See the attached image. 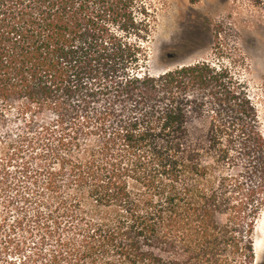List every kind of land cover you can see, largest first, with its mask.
Segmentation results:
<instances>
[{
  "label": "trees",
  "instance_id": "16d2710c",
  "mask_svg": "<svg viewBox=\"0 0 264 264\" xmlns=\"http://www.w3.org/2000/svg\"><path fill=\"white\" fill-rule=\"evenodd\" d=\"M146 1L0 0V264H257L248 85L151 73Z\"/></svg>",
  "mask_w": 264,
  "mask_h": 264
},
{
  "label": "rangeland",
  "instance_id": "374dc122",
  "mask_svg": "<svg viewBox=\"0 0 264 264\" xmlns=\"http://www.w3.org/2000/svg\"><path fill=\"white\" fill-rule=\"evenodd\" d=\"M154 17L148 70L159 74L207 62L243 80L264 136V9L248 0H147ZM264 211L258 219L257 264H264ZM262 224V225H261ZM263 226V227H262ZM259 253V254H258Z\"/></svg>",
  "mask_w": 264,
  "mask_h": 264
},
{
  "label": "bare ground",
  "instance_id": "6f19581e",
  "mask_svg": "<svg viewBox=\"0 0 264 264\" xmlns=\"http://www.w3.org/2000/svg\"><path fill=\"white\" fill-rule=\"evenodd\" d=\"M264 224V223H263ZM262 225V224H261ZM263 227V226H262ZM263 235H264V228H263ZM261 248H262V244H261V242H256L255 243V250L257 251V252H259V251H261ZM259 254V253H258Z\"/></svg>",
  "mask_w": 264,
  "mask_h": 264
}]
</instances>
